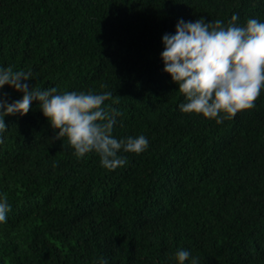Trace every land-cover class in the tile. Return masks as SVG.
<instances>
[{
    "label": "trees",
    "instance_id": "16d2710c",
    "mask_svg": "<svg viewBox=\"0 0 264 264\" xmlns=\"http://www.w3.org/2000/svg\"><path fill=\"white\" fill-rule=\"evenodd\" d=\"M234 13L264 21V0H0V66L31 70L34 89L112 92L113 135L149 141L107 170L54 139L38 101L6 116L0 264H175L180 248L200 264H264V89L220 124L182 113L159 55L179 19Z\"/></svg>",
    "mask_w": 264,
    "mask_h": 264
},
{
    "label": "clouds",
    "instance_id": "9594fccd",
    "mask_svg": "<svg viewBox=\"0 0 264 264\" xmlns=\"http://www.w3.org/2000/svg\"><path fill=\"white\" fill-rule=\"evenodd\" d=\"M234 13L227 24L221 19L195 21L179 19L174 33L162 36L160 59L163 71L178 85L184 102L178 105L182 113L202 114L217 124L232 119L240 110L251 109L264 89V21L250 17L243 25L236 23ZM31 70H13L0 66V89L5 85L22 93L9 102L0 95V136L8 125L5 117L27 114L33 101L53 128L54 139L66 137L78 159L88 153L99 156L100 165L115 170L127 164L121 152L142 153L149 146L144 135L117 139L113 127L119 113L105 104L112 92H58L57 88L29 87ZM58 131H55L57 130ZM11 205L0 195V224L7 221ZM175 264H200L184 248L174 254ZM93 264H108L104 257Z\"/></svg>",
    "mask_w": 264,
    "mask_h": 264
}]
</instances>
